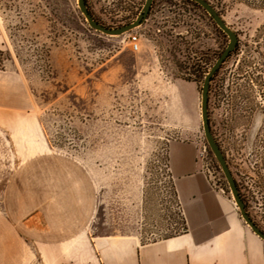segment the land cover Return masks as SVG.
Listing matches in <instances>:
<instances>
[{"label": "rangeland", "instance_id": "1", "mask_svg": "<svg viewBox=\"0 0 264 264\" xmlns=\"http://www.w3.org/2000/svg\"><path fill=\"white\" fill-rule=\"evenodd\" d=\"M208 1L237 34L209 82L212 132L216 108L224 119L229 108L240 118L252 109L253 120L264 113V8ZM85 2L94 19L116 27L133 20L144 0ZM0 22V67L19 73L26 86L27 113L39 128L32 142L83 164L92 177V235L149 242L182 230L167 168L169 139L195 140L211 181L231 197L200 118L203 77L228 37L199 4L152 0L141 23L117 35L90 27L77 0H0ZM131 34L138 37L136 50L129 46ZM240 136L236 131L233 140L224 139L244 154L247 139ZM9 160L35 163L33 157ZM262 167L252 202L244 205L264 231Z\"/></svg>", "mask_w": 264, "mask_h": 264}, {"label": "crops", "instance_id": "2", "mask_svg": "<svg viewBox=\"0 0 264 264\" xmlns=\"http://www.w3.org/2000/svg\"><path fill=\"white\" fill-rule=\"evenodd\" d=\"M27 109L21 75L0 67V264H264V240L212 184L195 140L166 143L184 232L149 242L92 235L89 171L35 145L38 123ZM12 156L35 163L12 165Z\"/></svg>", "mask_w": 264, "mask_h": 264}, {"label": "flooded vegetation", "instance_id": "3", "mask_svg": "<svg viewBox=\"0 0 264 264\" xmlns=\"http://www.w3.org/2000/svg\"><path fill=\"white\" fill-rule=\"evenodd\" d=\"M233 109L229 108L227 119L219 112L218 108L215 109L214 123L212 126L213 138L224 158L234 184L240 194V191L245 192V203H251L254 192V188L258 187L259 173L263 170L264 162V113H261V117H257L253 120L254 110L244 109L243 118L235 115ZM252 114V115H251ZM244 120L243 127L238 130L236 128V121ZM236 131H242L241 138L247 139V151L242 154L244 149L234 150L228 146L229 142L224 139L233 140L236 135ZM241 135V134H240ZM215 158V156H214ZM217 166L221 167L215 158ZM241 166L244 168L242 170ZM222 172V170H221ZM223 174V172H222ZM224 176V174H223ZM225 178V177H224ZM241 196V194H240ZM245 206V205H244Z\"/></svg>", "mask_w": 264, "mask_h": 264}, {"label": "water", "instance_id": "4", "mask_svg": "<svg viewBox=\"0 0 264 264\" xmlns=\"http://www.w3.org/2000/svg\"><path fill=\"white\" fill-rule=\"evenodd\" d=\"M197 4H199L206 12L207 14L212 18L214 23L222 30L228 37V42L226 43L223 50L220 52V54L217 56L215 61L210 66L209 70L205 73L203 80H202V86L200 90V118H201V126H202V132L204 135V138L206 140V143L208 147L210 148L211 152L217 159L221 170L224 174V177L226 179L231 197L238 209V212L244 222L251 228V230L256 233L262 240H264V231H262L259 226L250 218L248 213L245 210L244 202L238 193V190L234 184V181L232 179V176L230 174V171L228 169V166L222 157V154L213 138L209 120H208V92H209V82L214 74V72L219 68L220 64L223 62V60L227 57V55L231 52V50L234 49L236 43H237V34L236 32L228 25L226 22L222 19L220 14L217 12V10L214 8V6L208 1V0H193ZM152 0H144V3L142 5L141 11L137 14V16L122 25L116 26V27H109L106 25H103L96 21L92 14L89 12L85 0H77V5L80 10V12L83 14L85 20L89 24L90 27H92L95 30H98L102 33L109 34V35H117L124 33L135 26L139 25L141 21L146 17L150 4Z\"/></svg>", "mask_w": 264, "mask_h": 264}, {"label": "trees", "instance_id": "5", "mask_svg": "<svg viewBox=\"0 0 264 264\" xmlns=\"http://www.w3.org/2000/svg\"><path fill=\"white\" fill-rule=\"evenodd\" d=\"M185 1H188V2H191V3H193V4H197L195 1H193V0H185ZM240 1H242V2H245V3H248V4H251V5H253V6H256V7H261V8H264V0H240ZM90 12V11H89ZM91 13V12H90ZM96 20V19H95ZM97 21V20H96ZM211 79H212V77H211ZM210 79V80H211ZM167 168H168V165H167ZM173 185V184H172ZM173 190H174V187H173ZM174 194H175V197H176V199H177V196H176V193H175V191H174ZM178 201V200H177ZM180 212H181V208H180ZM181 220H182V222H181V226H182V230L181 231H177V232H175L174 234H172V235H169V236H173V235H176V234H178V233H182V232H184L185 230H186V225H185V220H184V217H183V215H182V212H181ZM169 236H166V237H169ZM166 237H164V238H166Z\"/></svg>", "mask_w": 264, "mask_h": 264}, {"label": "built area", "instance_id": "6", "mask_svg": "<svg viewBox=\"0 0 264 264\" xmlns=\"http://www.w3.org/2000/svg\"><path fill=\"white\" fill-rule=\"evenodd\" d=\"M128 42H129V46H130V48H131L132 50H136V49L139 48V41H138L137 34H131V35H130V38H129V40H128ZM199 154L202 155V151H200ZM210 180H211V178H210ZM211 182H212V181H211ZM212 184L214 185L213 182H212ZM214 186H215V185H214ZM216 188H217L218 190H223V189H222L221 187H219V186H216Z\"/></svg>", "mask_w": 264, "mask_h": 264}]
</instances>
